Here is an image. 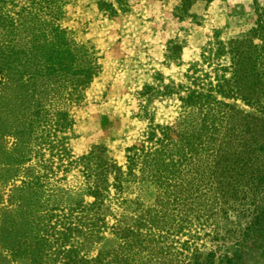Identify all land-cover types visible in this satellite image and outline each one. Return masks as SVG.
Listing matches in <instances>:
<instances>
[{"label": "trees", "instance_id": "obj_1", "mask_svg": "<svg viewBox=\"0 0 264 264\" xmlns=\"http://www.w3.org/2000/svg\"><path fill=\"white\" fill-rule=\"evenodd\" d=\"M195 1L181 0L184 12ZM9 4L18 6L13 15ZM75 4L76 0H0L1 67L12 69L9 64L18 60L23 75L31 60L41 56L46 75L58 58L64 73L76 75L70 79L66 101L80 96L77 92L89 86L98 67L84 43L80 47L84 63L78 68L73 65L77 57L72 55L73 41L61 22ZM129 5V0L98 1L108 17ZM256 13L248 33L219 50L230 54L232 70L218 85H226L234 97L264 115V8ZM170 43L171 55L180 59L182 44L176 39ZM14 54L18 56L10 61ZM159 76L155 86L145 84L138 92L141 101L177 94L183 108H203L198 130L180 133L178 125L156 123L145 113L149 119L145 138L127 147L123 165L105 149L75 155L63 144L56 156L40 158L42 169L21 179L20 192L11 188L6 193L7 203L0 213V251L5 250L0 264H15L18 259L30 264H215L216 254L203 252L194 243L198 232L186 229H191L192 218L207 221L231 210L248 219L233 251L221 255L225 264L264 262V133L256 130L250 140L238 143L236 116L242 110L198 89L165 83ZM52 116L55 139L57 131L71 127L72 119L63 109ZM244 118L263 121L264 116L245 113ZM49 136L44 135L41 143L57 146L53 138L48 141ZM176 161H180L177 169ZM73 171L76 183L70 186L66 182ZM163 178L170 187V209L161 210L156 203L147 207L141 195L136 200L128 197L140 187H154L158 194ZM109 236L116 244L98 248Z\"/></svg>", "mask_w": 264, "mask_h": 264}, {"label": "rangeland", "instance_id": "obj_2", "mask_svg": "<svg viewBox=\"0 0 264 264\" xmlns=\"http://www.w3.org/2000/svg\"><path fill=\"white\" fill-rule=\"evenodd\" d=\"M98 1L76 0V4L68 8L67 18L61 22L73 41L72 55L77 56L70 60L73 65L78 68L84 63L86 56L80 48L83 43L90 47V55L98 65L92 82L77 92L80 96L74 95V101L65 98L72 89L70 79L76 75L64 73L58 58L52 65L56 70L49 68L46 75L45 57L41 56L31 60L23 75L19 73L23 67L18 60L9 64L12 69L0 64V213L7 203L9 189L19 193L17 187L21 185V179L27 173L37 174L36 171L42 169L40 158L56 156L62 144L75 155L105 149L107 155L123 165L127 147L139 144L145 138L149 124L145 113L156 123L178 125L180 133L198 130L203 108L198 105L183 108L177 94L141 101L138 92L145 84L155 86L160 73L165 83L175 82L198 89L213 100L217 98L242 110L243 114L236 116L239 120L235 130L238 143L250 140L256 130L264 133V119L251 118L247 122L244 118L245 113L264 115L234 97L226 85L221 88L218 85L231 76L232 70L230 54L219 50L231 39L242 38L248 33L256 21V9L264 8V0H197L186 12L180 5L181 0H129V8L119 10L113 17L99 9ZM8 7L11 15L18 9L11 4ZM174 39L183 46L180 59L171 55L169 45ZM17 56L10 55L9 60ZM60 109L69 112L72 125L57 131L54 139L51 121L55 117L52 114ZM47 134L50 135L48 141L53 138L57 146L50 147L51 144H45V141L41 143ZM179 165L180 161H176L175 169ZM75 173L68 174L66 183L70 186L76 183ZM163 182L158 194L154 187H140L129 192L128 197L136 200L141 195L147 207L156 203L161 210L170 209L167 199L170 187L166 186V178ZM57 183L64 186L62 182ZM247 219L237 210H231L229 215L221 212L207 221L192 218L194 223L186 231H197L194 243L203 252L213 251L215 264H225L221 255L233 251L234 242ZM115 244L116 239L109 236L97 247L108 249ZM173 244L177 246V243ZM4 251L1 249L0 257ZM15 264H30V261L18 259Z\"/></svg>", "mask_w": 264, "mask_h": 264}]
</instances>
